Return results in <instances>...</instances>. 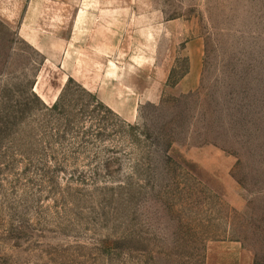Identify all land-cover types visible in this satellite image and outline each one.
<instances>
[{
    "label": "rangeland",
    "instance_id": "374dc122",
    "mask_svg": "<svg viewBox=\"0 0 264 264\" xmlns=\"http://www.w3.org/2000/svg\"><path fill=\"white\" fill-rule=\"evenodd\" d=\"M154 2L203 69L180 92L178 54L133 124L73 82L47 107L42 56L0 23V264H205L224 240L264 264V0Z\"/></svg>",
    "mask_w": 264,
    "mask_h": 264
},
{
    "label": "crops",
    "instance_id": "0c3cea01",
    "mask_svg": "<svg viewBox=\"0 0 264 264\" xmlns=\"http://www.w3.org/2000/svg\"><path fill=\"white\" fill-rule=\"evenodd\" d=\"M0 23L42 56L32 91L47 107L73 82L136 123L142 106L160 102L178 54L188 60L178 90L200 82L203 39L183 47L182 21L168 20L154 0H0ZM205 264H255V257L224 240L207 246Z\"/></svg>",
    "mask_w": 264,
    "mask_h": 264
}]
</instances>
